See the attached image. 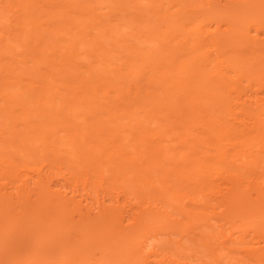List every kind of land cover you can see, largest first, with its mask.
Here are the masks:
<instances>
[{
	"label": "bare ground",
	"instance_id": "6f19581e",
	"mask_svg": "<svg viewBox=\"0 0 264 264\" xmlns=\"http://www.w3.org/2000/svg\"><path fill=\"white\" fill-rule=\"evenodd\" d=\"M258 74L264 75V0H0L6 161L0 163L9 161L11 174L0 169V219L10 210L23 218L36 202L46 209H40L44 220L51 215L46 223L56 208L67 219L76 208L79 236L101 242L96 248L82 237L94 255L82 253L74 242L79 231L65 230L79 248L57 239L74 251L64 252L66 261L264 264V77ZM38 148L52 156L49 165L50 155L43 161L54 177L39 172L32 188L14 183L15 159L28 164ZM105 173L123 189H106ZM133 187L141 197L127 191ZM52 223L42 228L47 235L58 226ZM20 225L13 246L29 248L33 236ZM55 229L51 236L58 238ZM101 232H109L103 242ZM37 238L32 248L55 246V239ZM5 239L1 248L11 238ZM35 250L28 257L45 251ZM9 257L0 256V264Z\"/></svg>",
	"mask_w": 264,
	"mask_h": 264
},
{
	"label": "rangeland",
	"instance_id": "374dc122",
	"mask_svg": "<svg viewBox=\"0 0 264 264\" xmlns=\"http://www.w3.org/2000/svg\"><path fill=\"white\" fill-rule=\"evenodd\" d=\"M257 76H259V74H258ZM262 76L264 77V75H261V76H259L258 78H260V77H262ZM260 81H261V83H262V82L264 81V78L260 79ZM262 90H263V89H262ZM250 121H251V120H250ZM250 121H247V122L249 123ZM250 123H251V122H250ZM49 127H50V126H49ZM49 127L47 126L46 129H48ZM46 129H43V131H44V130L47 131ZM38 131H39V130H36V132H38ZM40 131H42V129H41ZM36 132L34 133L35 135L37 134ZM41 133H42V132H41ZM35 135H34V136H35ZM4 136H5V135H4ZM7 136H8V134H7ZM42 136H43V133H42L41 136L39 135V139H40ZM5 137H6V136H5ZM6 139H7V138H6ZM34 142L37 144L36 141H34ZM34 142H33V144H34ZM38 143H39V142H38ZM35 146H36V145H35ZM32 148H33V146H32ZM38 151H39V152H37V153L39 154V153H40L39 148H38ZM33 152H34V151H33ZM35 152H36V151H35ZM35 152H34V153H35ZM41 152H42V151H41ZM37 153H35L33 156L30 155V154H29L30 156L28 155V159L32 157V159H30V162H28V164H26V161H27V160L21 162V159H19V160H18V159H17V160L15 159V162L13 161L14 163H16L15 166L13 165V166H14L13 171H14V172H17L16 174H19V175H18L19 178H16V181H15L14 183H16V182L18 181L17 183L21 184L23 181H26V182L30 183L29 186H30V188H32V187L34 186V180L37 178L36 176L39 174V172H40V173L42 172V175H45V174H50V175H52V176L54 175V174H51V173H50L51 170H50L49 168H47L48 165L50 164V162H49V164H48V161H49V160H50V161L52 160V159H51L52 156H51L50 154H48V156L50 155V157H48V156L46 155V156L48 157V158H47L43 153H40V155H42V156L38 155L39 157H41V160H40V162H39V160H38L39 158L37 159ZM31 154H33V153H31ZM35 155H36V156H35ZM43 156H44L45 158H47V162L45 161V159H44ZM1 157H2V158H1ZM26 158H27V157H26ZM33 158H34V159L36 158L38 161H37L36 159L34 160ZM0 159L3 160V156H0ZM48 159H49V160H48ZM22 160H23V159H22ZM24 160H25V159H24ZM43 160H44L48 165H47ZM3 161H4V160H3ZM19 161H20L21 163L26 164V165H29V163H30V164L32 163L31 165H32V167H34V169L31 167V165H29L28 167H27L26 165L24 166V164L21 165V163H19V164H20V165H19V164H18ZM31 161H32V162H31ZM33 161L35 162V164H34ZM0 162H1V160H0ZM4 162H6V161H4ZM8 162H9V161H8ZM8 162H7V164H8ZM41 162H42V163H41ZM43 162H44V163H43ZM2 163H3V162H2ZM10 163H12V162H10ZM14 163H12V164H14ZM38 163H40V165H39ZM0 164H1V163H0ZM4 164H5V163H4ZM4 164H1V165H0V169H1V171H2V170H4V168H5V171L8 173V171L6 170V169H7V168H6V167H7V164H6V165H4ZM36 164H38L39 166L36 165ZM16 165H17V167H16ZM35 165H36V166H35ZM20 166H21L22 168H19ZM23 166H24V167H23ZM44 166H46V168H43ZM23 168H24V169H23ZM15 170H17V171H15ZM25 170H26V171H25ZM33 170L36 172V174H35V172H34ZM36 170H37V171H36ZM41 170H42V171H41ZM47 170H49V171H47ZM1 171H0V173H1ZM23 171H24V172H23ZM30 171H31V172H30ZM20 172H21V173H20ZM28 172H29V173H28ZM64 172H67V171L65 170ZM2 173H5V172L2 171ZM11 173H12V172H11ZM25 173H26V174H25ZM27 173H28V174H27ZM31 173H32V174H31ZM37 173H38V174H37ZM5 174H6V173H5ZM12 174H13V173H12ZM20 174H22V175H20ZM7 175H8V177H9V175H11V174H10V171H9V173H8ZM14 175H15V173H14ZM14 175H12V177H10L9 179H11V178H15ZM24 175H25V176L28 175V176L25 178ZM34 175H36V176H34ZM106 175H107L108 177H106ZM13 176H14V177H13ZM29 176H30V177H29ZM31 176H32L33 178H32ZM21 177H23L24 179H23V178L21 179ZM35 177H36V178H35ZM53 177H54V176H53ZM104 177H106V179H107V178H108V179L110 178V179H109V180H110L109 182L113 183V184H111V183H109L108 181H106L105 184H108V183H109V186H108V185H106L107 187L104 186L106 189H109V190L111 189V190H112L114 186L116 187V185H117V187L119 186V187H118L119 189L122 187L121 185H119L122 181L120 182L119 179H118V180H115V179L113 178V176H112L111 173H108V174L105 173V174H104ZM30 178H32V179H30ZM120 178H122V177H120ZM17 179H18V180H17ZM20 179H21V180H20ZM25 179H26V180H25ZM122 179H124V178H122ZM30 180H31V181H30ZM3 181H4V180H3ZM19 181H20L21 183H20ZM29 181H30V182H29ZM116 181H117V183H119V184H116ZM31 182H32V183H31ZM124 183L127 184L126 182H124ZM32 184H33V185H32ZM14 185L16 186L17 184H14ZM14 185H13V186H14ZM31 185H32V186H31ZM112 185H113V186H112ZM11 187H12V186H11ZM117 187L114 188V190L119 191V189H117ZM54 188H55V189H54ZM54 188H52L53 191H56V188H58V187H54ZM11 189L13 190V188H11ZM121 189H123V188H121ZM121 189H120V190H121ZM126 189H127V188H126ZM126 189H124V190H126ZM131 189H132V190H131ZM131 189L128 188L127 191L129 190V192H131L133 195L137 194L138 196H140L141 193L139 194V189H136V188L134 189V187L131 188ZM114 190H113V191H114ZM13 191H14V190H13ZM154 194H156V193H154ZM46 195H47V194H46ZM140 197H141V196H140ZM33 198H35V195L32 196V200H33ZM43 198H44V200H45V195L43 196ZM43 198H42V199H43ZM39 199H40V198H39ZM144 199H145V198H144ZM41 201H42V200H41ZM41 201L39 200V202H41ZM39 202H38V203H39ZM43 202H46V203H44V204H45V207L47 208V210L50 211L52 208H49V204L47 203V201H43ZM43 202H42V204H43ZM36 204H37V202H36V203L33 205V207H31V208L28 206V207H27L28 209L25 207V209H27L28 211H29V208H30V210H33V209H34V211H31V212L34 213L32 217H34V216L37 215V218H36V217H34V218L31 217V220H26V222H27L26 224H22V225H20V224H21V220H23L24 217L28 218L27 214H32L30 211L27 212V210L24 211V212L26 213V215H25L23 218H19L18 212H16L18 218H17V217H12L13 215L10 216V215H9V214L11 213V210H10V213H9V214H8V213L6 214V215H8L7 217H5V218L2 217V219H0V220H2V223H1L2 226H0V227H1V228H0V238H3V239H0V240H4L5 238H6V239L11 238V239L8 240V242H7V243H8V246H3L4 248H1L2 245H0V252H1V255H0V256H4V255H9V256H10L7 260H4L1 264H14V263H16V262H22V264H31V263H34V264H35V262H33L32 260L36 261V264H37V263H38L37 261H39L41 258H42V260H40L39 262L42 263V261H44V262L46 261L47 263H51V264H53V262H55V261L58 262L56 258L58 257V253H59V252H61V254L59 253V256H61L62 254H63L64 256L62 255L63 257H60V258H62V260H61L60 258H58V259H59V263H56V262H55V263H56V264H61V263H60V261H61L63 264H67V263L70 264V260L73 261L74 258H71L70 260L68 259L69 262L66 261L67 257H65V256H67V254L65 255L64 252L70 254V255H68L69 257H70V256L72 257V255L74 254V251H76L75 249H79V248H80V251L82 250V253L85 251V249H83V248L85 247V244H86V243H85V241H83V240H84V239L87 240L86 238H87V236H88L89 233H88V234H85V235H84V234H81V236H79L80 233H81V232L79 231L81 227L78 225V224H79L78 222H80V221H79V218H78L79 216H78V214H77V212H76V210H77L76 208H75V210H74L75 212H74V211H72L74 207H73L72 209L70 208L71 206L68 207V208L66 207L65 210L68 211L69 209H71V211L74 212L73 214H75V213L77 214V217H76L75 215L72 214L71 211H68V212L71 213V215H69L70 213H68V216L71 217V218L68 217V219H67V217H65V214H64L62 211H60V210H61L60 207L56 208V211H58V212H55V216H56V217L54 216V219H57V220H56L55 222H53V223L58 222V224H57L58 226H57V227H60V226H61V227L58 228V229H57V227H56V229L59 230L60 232L57 231V230L55 229L54 226H55L56 224H53V223H52V220H54V219H52V220L48 219V220H50L51 223L53 224V226L51 225V226H52L51 228L54 227L53 229L50 228V229L52 230V232H54V229H55V232L57 231V232L55 233V235L59 234V237L57 238L58 235H57L56 237L51 236V233H52V232H51V233L49 232L48 235H47L46 233H47L48 231H47V232H46V230H45V231H44V230L42 231V228H45V227H46V224L50 222V221H49V222L46 223L45 221L47 220V218H50L51 215L48 214L49 217H46V216H45V217H46V220H44V219H43V216H44L45 214H44V212H41V210L43 211V210H46V209H45V208L43 209L42 207H40V206H41V205L39 206L40 203L37 204V206H36ZM13 206H14V205H13ZM14 207H15V206H14ZM14 207H13V208H14ZM9 208H10V206H9ZM23 208H24V207H23ZM32 208H33V209H32ZM37 208H38V209H37ZM41 208H42V209H41ZM6 209H7V208H6ZM40 209H41V210H40ZM57 209H58V210H57ZM62 209H64V208H62ZM0 210H2V209L0 208ZM3 210H4V209H3ZM3 210H2V211H3ZM54 210H55V208H54ZM65 210H63V211L65 212ZM13 211H15V209H13L12 212H13ZM18 211H20V210H18ZM39 211H40V212H39ZM52 211H53V210H51V212H52ZM67 211H66V212H67ZM8 212H9V211H8ZM46 212H48V211H46ZM61 212H62V213H61ZM0 213H1V212H0ZM5 213H6V212H5ZM13 213H14V215L16 214L15 212H13ZM21 213H22V212H21ZM39 213H40V214H39ZM42 213H43V215H42ZM49 213H50V212H49ZM56 213H57V214H56ZM2 214H3V213H2ZM50 214H51V213H50ZM62 214H64V215H62ZM66 214H67V213H66ZM0 215H1V214H0ZM6 215H5V216H6ZM22 215H23V214H22ZM22 215H21V216H22ZM39 215H40L41 217H40ZM52 215H53V214H52ZM2 216H3V215H2ZM30 216H31V215H30ZM30 216H29V217H30ZM38 216H39L41 219L44 220V221H42V220L40 219L41 222H45L46 224H45V223H44V224H43V223L40 224V223H39V218H38ZM73 216H74L76 219L73 218ZM0 218H1V217H0ZM29 219H30V218H29ZM65 219L67 220V222L69 221L70 223H68V224L63 223ZM74 219H75V220H74ZM22 222H23V221H22ZM17 224H19L23 229L30 231V236H31V235L33 236V237H31L32 241H31V243H30V245H29V248H28V245H26L25 247H23V246H22V247H21V246H20V247H14V246H13V243L16 241V239H15L14 236H16V234H17L16 231H15V228H16L15 225L17 226ZM34 224H35V226H34ZM47 225H48V224H47ZM43 226H44V227H43ZM47 227H50V226L48 225ZM62 227L66 228V229H63V230H64V232H65V230H67L68 233H67V231H66L65 233L63 232V234H62V231H63V230H62ZM76 227H77V228H76ZM79 227H80V228H79ZM75 228H76V229H75ZM45 229H47V228H45ZM60 229H61V230H60ZM68 229H70V232H69ZM81 229H82V228H81ZM236 229H238V228L235 227V230H234V228H233L232 230H233V231H236ZM239 229H240V228H239ZM239 229H238V230H239ZM51 230H50V231H51ZM72 230H74L75 233H76L77 231H79V232H77V233H79V234L76 235V237L78 238L76 241H81V242H76V241H74V242L77 243V244L79 243V244H78V245H80V247L78 246L79 248H76V247H77L76 244H74V242H72L73 239H69V238L67 239L66 236H68V235L64 236L66 233L69 234V235H71V236L75 235V234L72 233V232H74V231H72ZM71 231H72V232H71ZM40 232H41V233H40ZM45 232H46V233H45ZM70 233H71V234H70ZM96 233H97V232H96ZM101 233H102V232H101ZM106 233L108 234L109 232H106ZM106 233H105V232L102 233V234H104V235H102V236H104V237H102V242H103V238H105ZM53 234H54V233H53ZM53 234H52V235H53ZM92 234H93V232H92ZM22 235H23V233H20L18 236H22ZM49 235H50V236H49ZM61 235H63L64 237H62ZM97 235H98V234H97ZM47 236H49V237H47ZM85 236H86V237H85ZM89 236H90V235H89ZM37 237H40V238L42 237V239H43L42 241H44V244L46 243L45 241H47V242L49 241V242H50V239H52L53 241H54V239H55V241H54V242H55V244H54L55 246H53V247H56V249L60 248L61 251H59L60 249L56 250V249L53 248L52 246H51L50 248H47V247H46V246H48L47 243H46V246H45V245L42 246V247L44 248L45 251L43 250V248H42L41 246H34V245H36V244H34V243L36 242V239H37V241L39 240V238H37ZM50 237H51V238H50ZM61 237H62V238H61ZM82 237H84V239H83ZM91 237L93 238V240H90V238H89V239H88V240H89V244H92L93 247H96V248H97V247L99 246L98 243L101 242V241L98 240L99 242H97V238H98V237H96V239H94L95 236H94V237L91 236ZM72 238H73V237H72ZM81 238H82V239H81ZM173 238H174V237H173ZM177 238H178V237H177ZM177 238H176V240H177ZM6 239H5V240H6ZM57 239H58L59 242H60L61 240L65 241L66 243L68 242L69 244H67V246L70 245V248H74V249H73L74 251H72V249L68 251V247H67V246H66L67 249H65L66 247H64V246L66 245V243L63 242V241H61V242H63V244H64L63 249L67 250V251H65V250L63 251L62 246H60V247L58 246L61 242L58 243V241H56ZM75 239H76V238H75ZM75 239H74V240H75ZM98 239H100V238H98ZM105 239H106V238H105ZM52 240H51V241H52ZM71 240H72V241H71ZM88 240H87V243H88ZM107 240H108V239H107ZM172 240H174V239H172ZM176 240L174 241L175 246H176ZM29 241H30V240H29ZM39 241H40V240H39ZM39 241H38L37 243H39ZM69 241H71V242H69ZM105 241H106V240H105ZM32 242H34V243H33V247H34V248H32V245H31ZM49 242H48V243H49ZM185 242H186V241H184V243H185ZM56 243H57L58 245H56ZM171 243H173V242H171ZM186 243H187V242H186ZM1 244H3V243L1 242ZM28 244H29V243H28ZM61 244H62V243H61ZM61 244H60V245H61ZM71 244H72V245H71ZM83 244H84V247H83ZM3 245H5V244H3ZM86 245H87V244H86ZM187 245H188V244H187ZM190 245H191V243H190ZM44 246H45V247H44ZM57 246H58V247H57ZM73 246H74V247H73ZM87 246H89V245H87ZM169 246H170V247L172 246L173 248L175 247V246H173L172 244H169ZM191 246H192V245H191ZM35 247H36L37 249H39L40 252H41V250H43L44 252H48V253H49V251L52 252V250H50V249L52 248V249H54L55 251H57V253L54 252V250H53V254L49 253V254H51L52 257L50 258V255H49V256H48L49 259H48V258H45V255H43V254H46V253H44V252L39 253L38 250H37V252H36V253L38 254V255L36 254L37 257H36V256H31V255H30V257H32V258L28 257L29 253H30L31 251L35 250ZM38 247H39V248H38ZM90 247H91V246H90ZM93 247H92V248H93ZM170 247H169V248H170ZM172 247H171V248H172ZM40 248H41V249H40ZM45 248H46V249H45ZM81 248H82V249H81ZM96 248H95V249H96ZM114 248H115V247H114ZM173 248H172V249H173ZM32 249H33V250H32ZM176 249H177V246H176ZM176 249H175V250H176ZM30 250H31V251H30ZM46 250H49V251H46ZM114 250L116 251V249H113V254H115V253H114ZM35 251H36V250H35ZM35 251H34V255H35ZM58 251H59V252H58ZM62 251H63V253H62ZM88 251H89V249H88ZM97 251H99V249H97ZM97 251L95 250L94 253L98 255L99 253H97ZM110 251H111V250H110ZM69 252H70V253H69ZM85 252H86V251H85ZM190 252H192V251H189V252H187V253H190ZM219 252H220V251H219ZM54 253H55V254H54ZM86 253H88V252H86ZM86 253H84V254H80V256L83 255L82 257H85V254H86ZM89 253H90V251H89ZM89 253H88V254H89ZM32 254H33V252H32ZM90 254H91V253H90ZM47 255H48V254H47ZM53 255L55 256V258H54ZM91 255H94V254H91ZM187 255H188V254H187ZM42 256H44V257H42ZM86 256H87V255H86ZM98 256H99V255H98ZM98 256H96V255H95V256H90V255H89V257H92L94 260H95L96 258H98ZM110 256H113V255H110ZM40 257H41V258H40ZM46 257H47V256H46ZM69 257H68V258H69ZM100 257H101V255H100ZM27 258H28V260L31 259L32 262H31V263H28V262H27V261H28ZM29 258H30V259H29ZM33 258H34V259H33ZM39 258H40V259H39ZM43 258H45L46 260H43ZM52 258H53V260H52ZM55 259H56V260H55ZM63 259H65V263H64V260H63ZM75 259H76V258H75ZM111 259H112V258H109L110 262L112 261ZM208 260H209V259H205V261H208ZM72 261H71V263L74 262V264H89V262H87V263H86V262H84V263H79V262H76V260L73 261V262H72ZM114 261H115V260H114ZM114 261H113V262H114ZM26 262H27V263H26ZM29 262H30V261H29ZM44 262H43V263H44ZM46 262H45V263H46ZM115 262H116V261H115ZM41 263H38V264H41ZM43 263H42V264H43ZM47 263H46V264H47ZM55 263H54V264H55ZM99 263H100V262H99ZM91 264H93V260H92ZM95 264H97V263H95ZM100 264H101V263H100ZM109 264H115V263H109Z\"/></svg>",
	"mask_w": 264,
	"mask_h": 264
}]
</instances>
